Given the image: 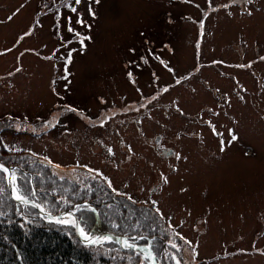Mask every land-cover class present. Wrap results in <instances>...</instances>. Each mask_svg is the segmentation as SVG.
<instances>
[{"label":"rangeland","instance_id":"1","mask_svg":"<svg viewBox=\"0 0 264 264\" xmlns=\"http://www.w3.org/2000/svg\"><path fill=\"white\" fill-rule=\"evenodd\" d=\"M244 47L245 64L256 68L241 65V89H232L217 67L221 59L236 65ZM52 51L67 55L63 75L71 69L73 85L57 87ZM262 58L264 0H0V142L11 158H28L38 193L53 192L54 180L41 176L57 173L52 161L69 165L52 147L67 155L77 146L88 159V167L76 166L77 184L86 187L90 177L118 223L145 199L168 222L166 254L179 250L189 264H264ZM123 113L122 131L110 133V116ZM49 134L57 140L49 142ZM76 182L64 184L55 201L72 221L83 220L77 213L87 198L72 196ZM84 220L90 230L99 227ZM96 230L97 239L107 236ZM179 231L193 236L186 245ZM78 239L91 245L94 238ZM128 250H109L120 263L98 257L92 263L145 264L143 253Z\"/></svg>","mask_w":264,"mask_h":264},{"label":"trees","instance_id":"2","mask_svg":"<svg viewBox=\"0 0 264 264\" xmlns=\"http://www.w3.org/2000/svg\"><path fill=\"white\" fill-rule=\"evenodd\" d=\"M240 49L241 50L239 52V55H237L238 62H236V65L234 62L228 63V61H230L228 59H226L225 61H222L221 59V61L219 62V66L217 67L221 76L229 78V81L232 83V89H241V85L239 84V76L243 75V72L245 71L243 68H241V65L244 67H249L250 69L256 68L251 63L249 64L250 61L245 64L246 58L242 55V52L246 48L244 47ZM66 56V54H61L60 52L52 51L51 53L50 63L51 67L53 66L54 68L57 87L73 85L71 81L74 79V76L71 69L68 77H64L63 75L62 66L66 64V62L64 61V57ZM68 56H70V62H75L77 58L76 55L70 54ZM258 58L261 59V55H259ZM248 60H250L249 57ZM201 61L203 64L208 63V61L206 60L201 59ZM210 61L212 62L211 59ZM238 63H240V65H238ZM228 66H230L229 68L231 70V73H227L225 71L228 69ZM258 77L259 74L257 75V78ZM241 81L242 83L244 82L242 79ZM254 83H256V81H254ZM212 89L218 88L212 86ZM152 94L153 93L147 95ZM181 101L182 100L180 99V101L174 102ZM214 106L217 105L214 104ZM128 111L130 115L129 118H132L133 120L136 119L135 115L133 114L134 107L128 106ZM241 113L243 112L241 111ZM124 114L125 113L110 116V121L106 123L108 127L107 130L110 131V133L122 131L121 126L124 122H127L125 120L126 115ZM217 118L214 119L216 120ZM114 122H118V124L115 125ZM204 125L207 129H211L213 126V124ZM103 132L104 131H102V134ZM103 138L106 140H110V135L105 137L103 136ZM2 147L7 148V145L5 146L3 142H0V151H2ZM0 159H2V162L4 164L6 163L1 156ZM5 159L10 164H14V172L15 170H18V174L20 175V177L18 178L19 185L21 188L20 189L19 187H17L18 191L22 192L27 197L37 199V201L43 203L45 207L51 210H60V206H56L59 203L55 201L64 192H61L62 187L64 189V184H66L69 180L74 182L72 180V177L76 173L75 170H77L76 166H70L71 161L68 160L69 165H67L66 167H64V165L57 160H55V162L52 161L54 167L57 169H55L57 173H55L54 175L49 174L48 177L51 176L49 179H47L46 173H43V175L41 176L46 179L45 183L54 180V184L52 183V186L50 187L53 189V192L48 193L44 190L43 193H40V191L44 188H41V190L39 188L38 193V191H35L38 190L39 186V183L36 182L37 173H33L31 165L28 163V158L23 154L19 157L18 160H15V158H11L10 156H5ZM33 166L37 167V165ZM59 168H61V170L67 168V171L61 172L59 171ZM7 177V173L0 171V264H93V257H98V259H108L120 263L123 260H121V258L115 254L112 255L110 251L131 253L130 250H126L116 244L114 241L109 240L108 237L98 238L91 245L83 244L78 238H76L77 236L72 224L59 223L57 221L52 223L50 221H47L45 219L47 217L41 215V213L32 205L27 203L24 204L14 200L9 192ZM89 180L91 179H88V184L86 185V187H88L89 189L88 191H86V187H82L81 185H78L76 183L78 187L74 186L76 190L75 195L72 196H86L87 198L83 201H88L89 203H91L97 211L98 216H96L95 210L91 206H82L80 210L81 212L79 211V214L82 216V218L84 217L93 219L97 222L99 219L103 229L113 231L115 233L119 232L123 234H132L130 236H138L139 233H143L141 234L143 235V237H134L130 240L129 243H145L148 237H154L150 243L153 247L152 251L158 258L160 264H189L190 260H182L183 253L181 254V252L177 249V246L176 249L178 250V253L175 252L174 255L165 253L164 241H167L169 234L167 228L168 222L164 221L163 216H160L154 210H150V204L145 201V199L136 202L140 207L138 208L134 205L133 208H131L127 212L128 216L124 215L127 218L123 219L121 217L122 220L118 223L117 218L120 217L114 215L107 203H105L108 206L106 208L102 205L104 203L103 200L98 198L99 196L95 194L97 193L98 188L89 183ZM90 182H92V180ZM79 190H81V192H79ZM31 191L32 194H30ZM91 193L94 194L90 195ZM68 194L70 193L68 192ZM94 196H96V200L92 202L90 199ZM44 201H48V204H45ZM51 202H55L56 204L53 206ZM10 204L12 205L9 206ZM19 208L24 215L19 212ZM86 210H89L90 213H86ZM84 218L83 226L88 231L90 230V227H88L89 224L84 220ZM34 220L37 221L34 222ZM141 224L145 225L142 226ZM179 234L183 235L182 241L184 240V242L182 243L184 245H186V241H189L187 236H189L190 238L193 237L181 231H179ZM175 238L176 240H178L177 243L181 242L180 236H175ZM43 242L45 243L44 246L42 245ZM167 245L171 248V244L167 243ZM87 246L96 247L98 253H96L95 256H93L91 253H87V250L85 248ZM135 253H138L140 256H142L138 251H135ZM144 259V263L148 264L147 259ZM178 260L179 262H177Z\"/></svg>","mask_w":264,"mask_h":264},{"label":"flooded vegetation","instance_id":"3","mask_svg":"<svg viewBox=\"0 0 264 264\" xmlns=\"http://www.w3.org/2000/svg\"><path fill=\"white\" fill-rule=\"evenodd\" d=\"M65 125H67L66 123H65ZM64 124L63 125H61V127L59 128V129H63L64 128V126H65ZM6 126V125H5ZM33 126H34V128L35 127H42V123L41 122H39V121H34V123H33ZM57 126H59V123L58 122H54L53 124H52V126L51 127H57ZM66 129H68L67 127H66ZM54 131H56V130H54ZM3 132V131H2ZM47 135V133L45 134V136ZM48 140H49V142H51V140L52 141H56L57 140V138H56V136L54 135V134H49L48 136ZM101 144H103V143H101ZM100 143H98V142H95L94 143V146L95 147H99L100 145H101ZM84 147H87V144L86 143H84V145H83ZM59 148L60 149H57V147L56 146H53L52 147V149H51V152H52V154H57V157H59V156H61L62 158H67L69 161H71L70 162V166H78V165H81V166H86V167H88V159H87V156L85 155H83V153H80V150L78 149V147L76 146V153L75 154H73V153H69V154H67V155H65L64 154V152H66V150L65 149H63V147L62 146H59ZM10 155H12V153L10 152V149H8V147L7 148H3L2 147V151H0V156L3 158V160H4V162H6V163H8L7 161H6V159H5V156H10ZM84 158H85V161H84ZM2 162V161H1ZM3 163V162H2ZM77 168V167H76ZM60 169V168H59ZM64 170V169H63ZM75 172H78V173H81V172H79L78 170H75ZM13 176L15 177V183L17 184V186L20 188V185H19V177H20V175L18 174V173H16V172H14L13 171ZM21 189V188H20ZM17 190V189H16ZM18 191V190H17ZM19 193H22V192H20V191H18ZM83 202H88V201H83ZM91 204V203H90ZM83 206H89V205H85V203H83L82 204ZM93 209H95L94 208V206L91 204L90 205ZM96 211V210H95ZM96 214V213H95ZM98 216V215H97ZM99 220V219H98ZM96 229H103L102 228V226H101V224H100V221H99V227L97 226L96 227ZM103 230H105V229H103ZM128 237H132V238H137V237H139V236H128ZM149 238H154V237H149ZM152 241V240H151ZM137 246H139L140 245V243H135Z\"/></svg>","mask_w":264,"mask_h":264},{"label":"snow or ice","instance_id":"4","mask_svg":"<svg viewBox=\"0 0 264 264\" xmlns=\"http://www.w3.org/2000/svg\"><path fill=\"white\" fill-rule=\"evenodd\" d=\"M96 2L98 3L99 0H96ZM75 3H76V4H79V3H81V0H75ZM71 11H72V12H76L77 10H76L75 7H71ZM92 15H94V13H92ZM9 19H11V17H9ZM79 22L82 23V24L84 23L82 20L79 21ZM69 31H72V29H69ZM30 34H31V33H25V35H30ZM81 44H83V40H81ZM262 59H264V58H262ZM129 75H131V74H129ZM166 90H167V89H165V91H166ZM71 110H72V111H75V109H71ZM0 171H3L4 173H8V172H9V169L6 168V167H4L3 164H0ZM109 186H111L110 181H109ZM16 199H17V200H21V201H26V197H25L24 195L20 194V193H17V195H16ZM57 222H59V223H71L72 221H69V220H59V221H57ZM81 231H82V233H83V230H81ZM123 246L126 247V248H132V249H135V248H136V245H135L134 243H129L128 241H124V242H123ZM150 247H151V246H149V248H146L145 251H146V252L149 251ZM147 258H151V257L149 256V257H147Z\"/></svg>","mask_w":264,"mask_h":264},{"label":"water","instance_id":"5","mask_svg":"<svg viewBox=\"0 0 264 264\" xmlns=\"http://www.w3.org/2000/svg\"><path fill=\"white\" fill-rule=\"evenodd\" d=\"M0 164H3V163L0 162ZM3 165H4V167H6V168L9 169V166H7V165H5V164H3ZM9 171H10V169H9ZM9 179H10V184H9V186H10V190H11V192H12V186H13V185H12V180H11V174L9 175ZM11 195L13 196V192L11 193ZM20 201H21V200H20ZM22 202L29 203V204H32V205H33V204H36L35 202L30 201V200H27V199H26V201H22ZM36 207H37V209H38L41 213H43V214H45V215H47V216H49V217L57 216V214H52V213L45 212V211H44L39 205H37V204H36ZM77 230H78V228H77ZM109 233H111V232H108V234H109ZM77 236H78V238H80L81 240H83V241H87V238L83 237L79 231H77ZM113 237L117 238L118 240H121V238H125L126 236L116 234V235H113ZM147 246L149 247L150 245H147ZM149 251L152 253V249H151V247H150ZM141 252H142V251H141ZM150 257H151L150 259L152 260V263H153V264H157L156 258H155L153 255H150Z\"/></svg>","mask_w":264,"mask_h":264},{"label":"bare ground","instance_id":"6","mask_svg":"<svg viewBox=\"0 0 264 264\" xmlns=\"http://www.w3.org/2000/svg\"><path fill=\"white\" fill-rule=\"evenodd\" d=\"M1 162V161H0ZM4 164V163H3ZM85 203V205H91L89 202H84ZM95 210V209H94ZM95 213H96V216L98 215V213H97V211H95ZM99 231L101 232V233H103V234H106L107 236L106 237H108V238H110L112 241H114V242H116L119 246H122L123 248H125V249H132V248H126V247H124L123 246V242L124 241H128V242H130V240L132 239V237H125V238H121V240H118L117 238H115V237H113V235H116V233H114L113 231H109V230H103V229H99ZM108 232H111V233H109L108 234ZM137 238H139V237H137ZM150 242H151V240H152V238H147ZM137 245H136V248L135 249H132V250H135V251H137ZM147 248H149L148 246H147ZM149 252V251H148ZM141 253H143L142 255L144 256V258H146L147 260L149 259V264H153L152 263V260L150 259V258H147L148 257V255H153L154 257H155V255H154V253H153V251H152V253L150 252V253H144V251L143 252H141ZM156 258V257H155Z\"/></svg>","mask_w":264,"mask_h":264}]
</instances>
